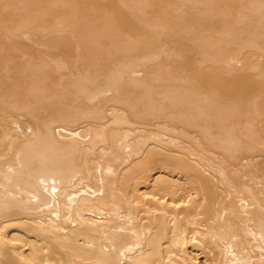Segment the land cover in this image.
Listing matches in <instances>:
<instances>
[{
  "label": "bare ground",
  "instance_id": "6f19581e",
  "mask_svg": "<svg viewBox=\"0 0 264 264\" xmlns=\"http://www.w3.org/2000/svg\"><path fill=\"white\" fill-rule=\"evenodd\" d=\"M0 264H264V0H0Z\"/></svg>",
  "mask_w": 264,
  "mask_h": 264
}]
</instances>
